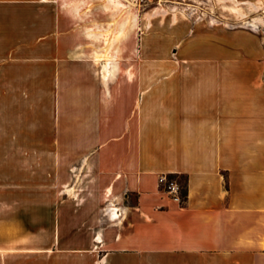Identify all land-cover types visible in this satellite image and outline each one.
Masks as SVG:
<instances>
[{"label":"crops","instance_id":"obj_1","mask_svg":"<svg viewBox=\"0 0 264 264\" xmlns=\"http://www.w3.org/2000/svg\"><path fill=\"white\" fill-rule=\"evenodd\" d=\"M244 1L264 13V0ZM1 17L0 97L74 91L79 184L61 219L58 203H39L36 239L11 221L25 213L0 222V264H264V73L256 72L264 46L253 33L200 27L187 71L105 77L64 57L75 43L23 42L41 34L36 23L24 32ZM9 130L7 145L30 138L24 127ZM162 175L188 178L185 204L161 190Z\"/></svg>","mask_w":264,"mask_h":264},{"label":"rangeland","instance_id":"obj_2","mask_svg":"<svg viewBox=\"0 0 264 264\" xmlns=\"http://www.w3.org/2000/svg\"><path fill=\"white\" fill-rule=\"evenodd\" d=\"M120 1L122 8L111 0H0V18L13 16L11 29L19 27L24 32L36 23L41 34L25 33L23 42L39 36L48 48L54 42L68 47L75 43L78 48L63 51L64 57L92 63L100 74L102 60L110 61V72L115 75L185 72V60L200 45V27L250 32L264 46V13L244 0ZM239 69L245 72L246 66ZM222 72L229 71L223 66ZM256 72L264 73V59ZM117 84L110 82L111 87ZM63 95L0 97V222L25 213V218L11 221L28 228L23 236L32 239L39 232V203H58L60 219L62 211L74 210V186L79 184L74 177V91L68 89ZM8 126L13 136L18 127H24L30 138L25 137L23 144L7 145V132H1ZM8 157H12L9 163ZM181 180L186 184V179ZM22 203H30V208L22 209ZM43 212L47 233L54 210ZM60 222L58 235H64L67 228L63 219ZM6 233V226L0 227V241ZM23 236H17L15 243L21 244Z\"/></svg>","mask_w":264,"mask_h":264},{"label":"built area","instance_id":"obj_3","mask_svg":"<svg viewBox=\"0 0 264 264\" xmlns=\"http://www.w3.org/2000/svg\"><path fill=\"white\" fill-rule=\"evenodd\" d=\"M159 184L161 190L164 193L172 196L173 201L176 203L183 205L185 204L186 200L182 195V184L179 181V177H170L167 175H162L159 178Z\"/></svg>","mask_w":264,"mask_h":264},{"label":"bare ground","instance_id":"obj_4","mask_svg":"<svg viewBox=\"0 0 264 264\" xmlns=\"http://www.w3.org/2000/svg\"><path fill=\"white\" fill-rule=\"evenodd\" d=\"M112 2H114V4L117 6V7H121L123 6L122 2L120 0H111ZM84 3V2H83ZM83 5V4H82ZM122 8V7H121ZM108 9V8H107ZM121 35V34H119ZM119 37V36H118ZM99 61V60H97ZM99 64V63H98ZM110 61H107L105 64H102L103 66V73L105 75V77H107V75H111V72H110Z\"/></svg>","mask_w":264,"mask_h":264},{"label":"trees","instance_id":"obj_5","mask_svg":"<svg viewBox=\"0 0 264 264\" xmlns=\"http://www.w3.org/2000/svg\"><path fill=\"white\" fill-rule=\"evenodd\" d=\"M170 177H179V181L182 184V195L185 200H187V195H188V178L185 176H170ZM181 179H186V184H184Z\"/></svg>","mask_w":264,"mask_h":264}]
</instances>
